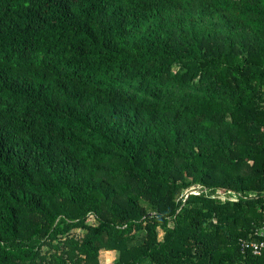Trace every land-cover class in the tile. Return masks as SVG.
<instances>
[{
	"label": "trees",
	"instance_id": "obj_1",
	"mask_svg": "<svg viewBox=\"0 0 264 264\" xmlns=\"http://www.w3.org/2000/svg\"><path fill=\"white\" fill-rule=\"evenodd\" d=\"M262 223L264 0H0V264H264Z\"/></svg>",
	"mask_w": 264,
	"mask_h": 264
},
{
	"label": "built area",
	"instance_id": "obj_2",
	"mask_svg": "<svg viewBox=\"0 0 264 264\" xmlns=\"http://www.w3.org/2000/svg\"><path fill=\"white\" fill-rule=\"evenodd\" d=\"M217 195L222 200L227 199L233 202L238 200V195L233 193H227L226 196L225 193L220 192ZM253 237L255 239H252ZM238 244L243 258H246L249 254L255 257L262 256L264 254V223L256 228L250 239H239Z\"/></svg>",
	"mask_w": 264,
	"mask_h": 264
},
{
	"label": "rangeland",
	"instance_id": "obj_3",
	"mask_svg": "<svg viewBox=\"0 0 264 264\" xmlns=\"http://www.w3.org/2000/svg\"><path fill=\"white\" fill-rule=\"evenodd\" d=\"M162 232L159 230V238H161ZM116 258V254L113 252H100L99 255V263L100 264H110L111 262L114 261Z\"/></svg>",
	"mask_w": 264,
	"mask_h": 264
}]
</instances>
